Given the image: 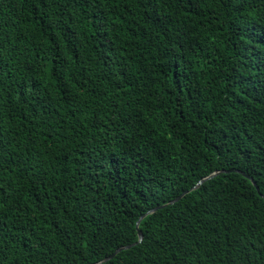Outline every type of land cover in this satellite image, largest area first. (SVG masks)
Masks as SVG:
<instances>
[{
  "label": "trees",
  "instance_id": "trees-1",
  "mask_svg": "<svg viewBox=\"0 0 264 264\" xmlns=\"http://www.w3.org/2000/svg\"><path fill=\"white\" fill-rule=\"evenodd\" d=\"M100 262L264 264V0H0V264Z\"/></svg>",
  "mask_w": 264,
  "mask_h": 264
},
{
  "label": "water",
  "instance_id": "water-1",
  "mask_svg": "<svg viewBox=\"0 0 264 264\" xmlns=\"http://www.w3.org/2000/svg\"><path fill=\"white\" fill-rule=\"evenodd\" d=\"M224 171H225V170H224ZM224 171L215 172V173L211 174L209 177L202 179V180L196 185V187L193 188V190H194V189H197L199 186H201L202 184H204L206 181H208V180H210V179H212V178L218 176V175L221 174V173H224ZM243 174H244L245 176H247L248 178H250V179L253 181V183L257 186L256 182L253 180V178H252L250 175H248V174H246V173H244V172H243ZM257 188H258V187H257ZM187 193H188V192L183 193L181 196H179L177 199H175L174 201H172L170 204H174V203L180 201V200H181V199H182ZM164 207H165V206L157 207V208H155V209H152L151 211H149L148 213H146L145 215H143V216L141 217V219L138 221V223H137V225H136L137 230H138V234H139V242H138V244L141 243L142 240H143V233H142V231H141L140 228H139V227H140V222H141V220H142L144 217H146L148 214H152V213L156 212L157 210H159V209H161V208H164ZM135 245H137V244L135 243V244H133V245H129V246H125V247H121V248L117 249V250L115 251V253H114L112 256L108 257V258L105 259L103 262H107V261L111 260V259L114 258L117 254H119L121 251H123V250H127V249H130L131 247H133V246H135ZM103 262H102V263H103ZM97 264H101V262H100V263H97Z\"/></svg>",
  "mask_w": 264,
  "mask_h": 264
}]
</instances>
